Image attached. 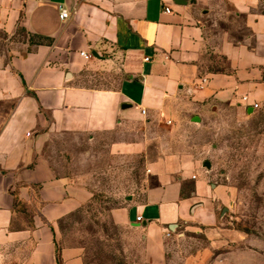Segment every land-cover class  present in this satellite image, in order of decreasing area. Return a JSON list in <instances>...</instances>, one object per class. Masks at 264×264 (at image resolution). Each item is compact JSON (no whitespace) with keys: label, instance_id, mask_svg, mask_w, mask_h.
Masks as SVG:
<instances>
[{"label":"crops","instance_id":"obj_1","mask_svg":"<svg viewBox=\"0 0 264 264\" xmlns=\"http://www.w3.org/2000/svg\"><path fill=\"white\" fill-rule=\"evenodd\" d=\"M183 1L0 0V264H84L59 226L100 195L126 199L110 219L148 264L212 219L197 135L264 113V0Z\"/></svg>","mask_w":264,"mask_h":264},{"label":"rangeland","instance_id":"obj_2","mask_svg":"<svg viewBox=\"0 0 264 264\" xmlns=\"http://www.w3.org/2000/svg\"><path fill=\"white\" fill-rule=\"evenodd\" d=\"M202 122L197 141L211 165L208 182L218 187L203 203L212 219L186 222L179 230L184 239L175 248L178 256L164 264H183L200 250L211 251L204 264H264V113L222 107ZM125 202L94 197L60 223L61 242L80 248L84 264H148L133 231L110 219L109 209Z\"/></svg>","mask_w":264,"mask_h":264},{"label":"built area","instance_id":"obj_3","mask_svg":"<svg viewBox=\"0 0 264 264\" xmlns=\"http://www.w3.org/2000/svg\"><path fill=\"white\" fill-rule=\"evenodd\" d=\"M165 12H166V13H170L171 11H170V9L165 8ZM68 18H69V13H68L67 9H64L63 7H60V11H59V19H60L61 21H65V20H67ZM80 54H81V56H82L85 60H87V59H89V58L91 57L90 54H87V53H85V52H81ZM148 60H149L148 58H145V59H144V61H148ZM199 81H200L199 86L202 87L203 85L206 84L207 79H206V78H200ZM242 101H243L245 104H246V103L248 104V98H247V97H242ZM248 105L251 107L252 110H257V109L259 108V105H258L257 103H252V104H248ZM136 221H137V222H140V221H141V217H140V216L136 217Z\"/></svg>","mask_w":264,"mask_h":264},{"label":"water","instance_id":"obj_4","mask_svg":"<svg viewBox=\"0 0 264 264\" xmlns=\"http://www.w3.org/2000/svg\"><path fill=\"white\" fill-rule=\"evenodd\" d=\"M173 1L177 5H183L184 4V1L183 0H173ZM203 167L206 168V169H210V163L208 161H205L203 163Z\"/></svg>","mask_w":264,"mask_h":264},{"label":"trees","instance_id":"obj_5","mask_svg":"<svg viewBox=\"0 0 264 264\" xmlns=\"http://www.w3.org/2000/svg\"><path fill=\"white\" fill-rule=\"evenodd\" d=\"M58 264H60L59 261H58Z\"/></svg>","mask_w":264,"mask_h":264}]
</instances>
